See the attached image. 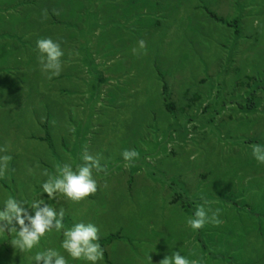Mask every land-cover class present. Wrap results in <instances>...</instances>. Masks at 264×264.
<instances>
[{"label": "rangeland", "instance_id": "rangeland-1", "mask_svg": "<svg viewBox=\"0 0 264 264\" xmlns=\"http://www.w3.org/2000/svg\"><path fill=\"white\" fill-rule=\"evenodd\" d=\"M162 1L161 18L146 7L160 20L149 19L147 53L127 73L141 84L134 94L126 75L93 97L84 84L63 103L48 78L0 82V157H11L0 206L9 196L39 198L44 171L87 151L104 166L98 191L57 207L68 225L99 227L102 264H148L146 248L152 264L180 249L201 264H264V165L251 155V145H264V0ZM112 88L119 104L107 102ZM132 149L139 157L126 165L121 153ZM202 197L221 223L193 231L186 217ZM11 239L0 238V264H32ZM60 239L53 233L44 245Z\"/></svg>", "mask_w": 264, "mask_h": 264}, {"label": "crops", "instance_id": "crops-1", "mask_svg": "<svg viewBox=\"0 0 264 264\" xmlns=\"http://www.w3.org/2000/svg\"><path fill=\"white\" fill-rule=\"evenodd\" d=\"M148 5L154 8L155 16L164 15L162 0H0V82L11 78L12 84L21 83L25 74L27 78H47L38 61L36 41L51 37L61 42L65 53L61 74L47 80L48 91L58 89L61 102L74 96L84 84L91 88L93 97L103 81L122 75H126L123 83L127 93L134 94V88L141 84L131 82L127 73L137 71L132 64L147 53L144 36L149 19L155 24L161 18H148ZM120 29L124 31L121 39L115 34ZM141 40L144 48L139 46ZM116 93L113 88L105 93L108 103L119 104L109 99H115ZM152 250L144 249L147 254L155 252ZM165 251L162 254L171 255Z\"/></svg>", "mask_w": 264, "mask_h": 264}, {"label": "clouds", "instance_id": "clouds-1", "mask_svg": "<svg viewBox=\"0 0 264 264\" xmlns=\"http://www.w3.org/2000/svg\"><path fill=\"white\" fill-rule=\"evenodd\" d=\"M144 48V41H139ZM38 61L41 71L49 80L58 77L63 68L64 50L59 40L51 37L36 41ZM4 149H0L3 151ZM122 158L126 165H131L139 153L135 149L124 150ZM251 155L255 161L264 165V145H251ZM9 156L0 157V179L7 170ZM104 169L100 158L85 151L80 162L75 165L64 163L57 165L55 173L43 172L47 177L41 185L39 198H18L9 196L0 206V238L10 236L11 243L22 253L32 254V264H70L79 261L82 264H102L105 249L100 243V229L90 221H73L66 224V212L59 208L60 198L79 203L98 191L96 175ZM46 194V199L43 198ZM202 199H204L202 197ZM220 209L204 199L194 213L186 217V225L193 231H199L212 223L219 225ZM61 236L59 247L45 246L44 242L53 234ZM65 253L67 255H65ZM151 252L145 259L152 264ZM195 253L184 255L182 249L172 251L161 264H201L203 257L190 258Z\"/></svg>", "mask_w": 264, "mask_h": 264}]
</instances>
